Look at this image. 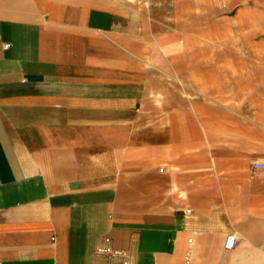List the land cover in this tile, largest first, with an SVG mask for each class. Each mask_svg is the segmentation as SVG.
I'll list each match as a JSON object with an SVG mask.
<instances>
[{
    "label": "crops",
    "instance_id": "crops-1",
    "mask_svg": "<svg viewBox=\"0 0 264 264\" xmlns=\"http://www.w3.org/2000/svg\"><path fill=\"white\" fill-rule=\"evenodd\" d=\"M238 1L0 0V264H264V34Z\"/></svg>",
    "mask_w": 264,
    "mask_h": 264
},
{
    "label": "rangeland",
    "instance_id": "rangeland-1",
    "mask_svg": "<svg viewBox=\"0 0 264 264\" xmlns=\"http://www.w3.org/2000/svg\"><path fill=\"white\" fill-rule=\"evenodd\" d=\"M257 1H259V3H257ZM257 1L255 2V4H253L250 2V0H239L238 2L232 4L231 6L234 7L237 4L241 5V9L238 11L237 17L240 20L243 19V22H246L248 19H250V21L255 20V22L260 21L262 23L261 33L264 34V0H257ZM249 11L251 13L250 15L248 14ZM235 15H236V11L229 13L230 18H234Z\"/></svg>",
    "mask_w": 264,
    "mask_h": 264
},
{
    "label": "built area",
    "instance_id": "built-area-1",
    "mask_svg": "<svg viewBox=\"0 0 264 264\" xmlns=\"http://www.w3.org/2000/svg\"><path fill=\"white\" fill-rule=\"evenodd\" d=\"M254 168L256 169H261V170H264V163L262 162H256L254 164ZM2 186V181L0 179V187ZM105 242L106 244H110V239L109 238H106L105 239ZM237 244V238L235 235H229L227 237V240H226V243H225V248L227 250H232L235 248ZM98 253L100 254H105V255H108V256H120V257H123V258H126L127 257V254L126 252L122 251V250H114V249H110L109 247H100L98 248ZM124 264H131V262L129 260H125Z\"/></svg>",
    "mask_w": 264,
    "mask_h": 264
}]
</instances>
